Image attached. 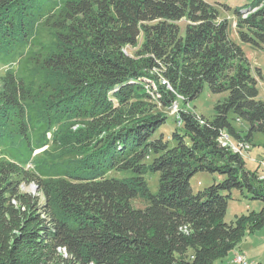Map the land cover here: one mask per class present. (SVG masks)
<instances>
[{"label": "trees", "instance_id": "trees-1", "mask_svg": "<svg viewBox=\"0 0 264 264\" xmlns=\"http://www.w3.org/2000/svg\"><path fill=\"white\" fill-rule=\"evenodd\" d=\"M250 7L247 17L237 11V32L263 48L264 0ZM0 63L9 65L0 85V264H215L248 226L264 225V206L225 221L235 188L264 203V179L219 141L226 131L253 145L264 101L228 20L206 0H0ZM205 86L225 94L214 117L181 110L171 139L157 135L168 121L159 102L188 104ZM45 145L61 151L57 165L33 158ZM198 171L223 180L194 192ZM149 172L160 174L156 192ZM31 183L37 193L23 189ZM137 198L146 207H134Z\"/></svg>", "mask_w": 264, "mask_h": 264}, {"label": "rangeland", "instance_id": "rangeland-1", "mask_svg": "<svg viewBox=\"0 0 264 264\" xmlns=\"http://www.w3.org/2000/svg\"><path fill=\"white\" fill-rule=\"evenodd\" d=\"M206 1L213 5V7H215L219 11V15L222 20H228L229 36L234 42H236L243 48L249 66L251 68V74L257 80L259 98L264 101V46L263 48H257L250 43L243 42L237 32V21L239 18L237 11L241 10V13L247 17L253 10L257 9L250 7L254 0ZM42 34L43 36H41V40L45 43H49V40L45 39V37L48 35V31L42 30ZM142 42L143 36L139 38L138 46H140ZM136 49L137 48L129 47L126 50L127 52L129 51L131 53H134ZM7 64L8 63H6V65L0 63V85L4 70L5 68H7V66H9ZM145 81L147 83L145 85L147 92L153 95L154 91L156 90V84L147 79ZM162 83L165 84L164 81ZM224 95V93H212L209 90L208 86H205L200 95L196 99L190 101L188 104L184 103V101L180 97L176 102L173 103V105L167 108H163L164 105L159 102V108L168 116V121L165 125H163V127L160 128V130L157 132V135L163 133L162 136H165L166 139H171V131L175 129L176 126H179L181 124V121H179V123L176 122L178 118L180 119L179 112L181 110H189L196 113L198 116L203 115L206 119H212L216 113L215 106L217 102L224 97ZM236 126L238 130H246V125L240 121L236 123ZM47 135L48 138H52L51 131L48 132ZM222 137L224 139H221L220 143L223 146L241 148V141L234 139L229 135L228 132L223 131ZM253 143L254 144H251V146L243 147V154L247 159L246 169L257 171L260 178L264 179V167L260 164L261 161H264V134L261 132H254ZM57 146H63L62 148L64 150H70V148L72 150L74 145L72 143L64 144L63 142H60ZM49 147L50 145H45L41 148L36 149L33 154V158H42L45 160L44 164L55 166L57 165L58 159L61 158V151L53 152V150L49 149ZM247 148L248 150L246 151ZM6 153V149L0 148V158L7 156L4 155ZM34 159L33 164H35ZM33 164H30L29 166H35ZM110 174H114L116 176L128 175V173L117 172H111ZM159 175L160 174L158 172H149L146 176L150 190L152 192H156L158 189ZM222 180L223 177L218 173L198 171L193 175L191 179V185L194 192H199L214 183H219ZM23 189L31 191L33 193H37L38 191V187L34 183L24 185ZM146 204L147 203L142 198H137L133 201V206L136 208H144L146 207ZM263 206V201L260 198H256L254 193L251 192L248 187L245 186L243 188H235L232 190V198L229 201L225 221L227 223L235 222L238 217L250 215L253 212H260L263 209ZM240 251H243L244 253ZM239 253L244 254L248 258V260L264 262V225L255 229H252L250 226H248L245 231L244 237L239 242L235 250H233L227 257L216 261L215 264H229V261L231 260V258H233L234 254L235 256L233 260ZM245 253H247L248 256Z\"/></svg>", "mask_w": 264, "mask_h": 264}, {"label": "built area", "instance_id": "built-area-1", "mask_svg": "<svg viewBox=\"0 0 264 264\" xmlns=\"http://www.w3.org/2000/svg\"><path fill=\"white\" fill-rule=\"evenodd\" d=\"M221 139H224V138L222 137V135H221V137L219 138V141H220ZM244 146H251V143L241 141V148H232V147H229V148H230L233 152L240 153V154L243 156V158L246 159V156L243 154V147H244ZM260 164L264 167V161H261ZM232 262H233L234 264H242V261H241V260H237V258H235L234 260H232ZM251 264H258V262H257V261H251Z\"/></svg>", "mask_w": 264, "mask_h": 264}, {"label": "bare ground", "instance_id": "bare-ground-1", "mask_svg": "<svg viewBox=\"0 0 264 264\" xmlns=\"http://www.w3.org/2000/svg\"><path fill=\"white\" fill-rule=\"evenodd\" d=\"M244 15V14H243ZM164 83L166 84V81H164ZM167 86L170 87L169 84H167ZM225 137V136H224ZM226 142V141H225ZM231 142V141H230ZM232 144V143H231ZM238 145V144H237ZM240 147V146H239ZM246 148V147H245ZM248 150V148L246 149V151ZM237 260H241L242 261V264H251V260H248V258L242 254V253H239L236 255ZM258 264H264V262H258Z\"/></svg>", "mask_w": 264, "mask_h": 264}, {"label": "crops", "instance_id": "crops-1", "mask_svg": "<svg viewBox=\"0 0 264 264\" xmlns=\"http://www.w3.org/2000/svg\"><path fill=\"white\" fill-rule=\"evenodd\" d=\"M261 157H263V156H261ZM263 158H264V157H263ZM240 252L244 253L243 251H240ZM247 253H248V252H247ZM247 253H245V254L248 256ZM234 256H235V254H234ZM234 256H233V258H234ZM233 258H231V260L229 261V264H234V263L232 262ZM263 261H264V259H263Z\"/></svg>", "mask_w": 264, "mask_h": 264}]
</instances>
